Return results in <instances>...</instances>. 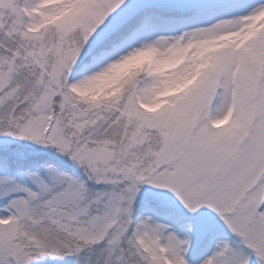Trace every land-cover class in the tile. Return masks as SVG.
Wrapping results in <instances>:
<instances>
[{
  "label": "snow or ice",
  "instance_id": "obj_1",
  "mask_svg": "<svg viewBox=\"0 0 264 264\" xmlns=\"http://www.w3.org/2000/svg\"><path fill=\"white\" fill-rule=\"evenodd\" d=\"M0 264H264V0H0Z\"/></svg>",
  "mask_w": 264,
  "mask_h": 264
}]
</instances>
